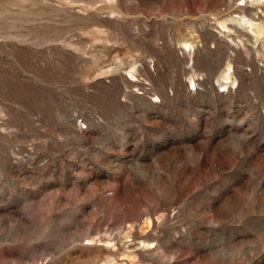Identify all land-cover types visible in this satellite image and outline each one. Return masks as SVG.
I'll return each mask as SVG.
<instances>
[{
  "label": "rangeland",
  "instance_id": "obj_1",
  "mask_svg": "<svg viewBox=\"0 0 264 264\" xmlns=\"http://www.w3.org/2000/svg\"><path fill=\"white\" fill-rule=\"evenodd\" d=\"M0 264H264V0H0Z\"/></svg>",
  "mask_w": 264,
  "mask_h": 264
},
{
  "label": "bare ground",
  "instance_id": "obj_2",
  "mask_svg": "<svg viewBox=\"0 0 264 264\" xmlns=\"http://www.w3.org/2000/svg\"><path fill=\"white\" fill-rule=\"evenodd\" d=\"M244 21H245V20H244ZM248 21H249V24H250L251 27H252V24H253V23H254V25H255V21H254V20L249 19ZM222 23H223V22H222ZM247 23H248V22H247ZM258 23H259V22H258ZM258 23H257V25H258ZM250 26H249V27H250ZM255 27H257V26L255 25ZM254 29H255V28H254ZM256 29H257V28H256ZM256 29H255V30H256ZM183 43H184V42H183ZM186 43H187V42H185V44H186ZM189 43H190V42H189ZM190 49H191V48H190ZM227 67H228V66H227ZM227 79H228V77H227Z\"/></svg>",
  "mask_w": 264,
  "mask_h": 264
}]
</instances>
